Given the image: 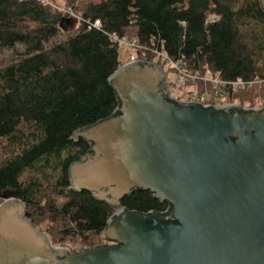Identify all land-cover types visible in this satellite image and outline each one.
<instances>
[{
	"label": "trees",
	"instance_id": "obj_1",
	"mask_svg": "<svg viewBox=\"0 0 264 264\" xmlns=\"http://www.w3.org/2000/svg\"><path fill=\"white\" fill-rule=\"evenodd\" d=\"M65 2L63 12L46 0H0V49L13 50L0 64V203L11 192L55 246L73 241L75 253L109 243L103 233L118 209L69 179L91 147L74 134L119 106L109 82L124 65L118 40L136 39L151 61L159 50L191 70L254 82L229 98L245 105L239 96L259 86L264 97V0ZM73 12L79 26L65 32ZM121 207L164 213L170 206L135 189Z\"/></svg>",
	"mask_w": 264,
	"mask_h": 264
},
{
	"label": "water",
	"instance_id": "obj_2",
	"mask_svg": "<svg viewBox=\"0 0 264 264\" xmlns=\"http://www.w3.org/2000/svg\"><path fill=\"white\" fill-rule=\"evenodd\" d=\"M166 77L157 63L122 65L109 78L116 113L73 136L91 147L70 167L72 187L118 208L109 243L55 246L6 191L0 264H264V106L180 102ZM135 189L168 211L121 207Z\"/></svg>",
	"mask_w": 264,
	"mask_h": 264
},
{
	"label": "built area",
	"instance_id": "obj_3",
	"mask_svg": "<svg viewBox=\"0 0 264 264\" xmlns=\"http://www.w3.org/2000/svg\"><path fill=\"white\" fill-rule=\"evenodd\" d=\"M95 27H100L101 23L99 20H97L94 24ZM121 46L127 47L131 49L132 54L129 59V62L134 61H145V62H153V63H159L158 61H151L146 59V48L139 45L138 41L136 39L132 41L128 40H118ZM138 50L142 51V54H138ZM154 53L157 55V59L161 60V62L167 66V69H165L164 65L159 63L163 66L165 72H166V86L167 90L169 92L170 97L173 99L180 101V102H189V103H198L201 105H210V106H221L226 104H237V103H216L211 101L213 98L214 101L218 99H229L231 95L234 93L239 92L240 90L246 88L247 86L253 85L254 82L251 81H244L242 79H238L236 81H226L223 80L217 76H214L211 72H199L191 70L187 67L185 62L183 61H175L171 59L169 56H167L165 53L159 51V50H153ZM126 64V63H125ZM169 69L175 71V78H169ZM198 81L201 85H205V89L207 87L210 89V91L204 90L202 92H191L187 95L186 98H181L179 96H176V93L174 91H177V87L180 83L185 82H193ZM240 105V104H239ZM262 105L261 107H263ZM167 210L164 211L167 212ZM68 249V248H67ZM69 250V249H68ZM70 251V250H69Z\"/></svg>",
	"mask_w": 264,
	"mask_h": 264
},
{
	"label": "rangeland",
	"instance_id": "obj_4",
	"mask_svg": "<svg viewBox=\"0 0 264 264\" xmlns=\"http://www.w3.org/2000/svg\"><path fill=\"white\" fill-rule=\"evenodd\" d=\"M47 2L51 3L55 8H58L59 10H62L63 12H66L68 9H66L65 7V0H46ZM79 15L76 13H72L70 20L66 23V25L64 26V31L65 32H70V31H74L78 26H79ZM18 48H22V46H18ZM13 54V50H2L0 49V64L3 61V63L5 61H7L9 59V57H11ZM132 51L131 49L121 46L120 47V59L121 61L125 63H127L131 57ZM157 60V59H156ZM158 61V60H157ZM159 64V63H158ZM164 65V64H163ZM165 69H167V66L164 65ZM169 78H175V71L169 69ZM204 90L210 91V89L207 87V89H205V85L204 84H200L198 81H193V82H185V83H180L179 86L177 87V91H174L176 93V96H179L181 98H186L187 95L191 92H202ZM257 91V93L259 94H255L251 93V92H247L244 93L242 95L239 96V98L244 99V101L246 102L245 105L240 104V101L234 97L231 99H218L215 100L212 98L211 101L216 102V103H237L240 104L246 108H249L250 105L248 104V102L254 101L255 102V107H261L262 105H264V97L261 93V87H257V89H255ZM0 94H1V89H0ZM251 108V107H250ZM50 236V235H49ZM51 238V237H50ZM66 248H68L69 250H75V249H80L79 245L76 244L75 242H69L68 244H66ZM57 247H63V246H57Z\"/></svg>",
	"mask_w": 264,
	"mask_h": 264
}]
</instances>
